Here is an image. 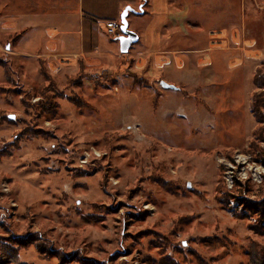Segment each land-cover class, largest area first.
Returning a JSON list of instances; mask_svg holds the SVG:
<instances>
[{
  "label": "rangeland",
  "instance_id": "374dc122",
  "mask_svg": "<svg viewBox=\"0 0 264 264\" xmlns=\"http://www.w3.org/2000/svg\"><path fill=\"white\" fill-rule=\"evenodd\" d=\"M208 1L205 21L234 42L190 64L189 93L175 73L128 69L126 54L117 68L59 69L1 36L0 264L264 255V0Z\"/></svg>",
  "mask_w": 264,
  "mask_h": 264
},
{
  "label": "crops",
  "instance_id": "0c3cea01",
  "mask_svg": "<svg viewBox=\"0 0 264 264\" xmlns=\"http://www.w3.org/2000/svg\"><path fill=\"white\" fill-rule=\"evenodd\" d=\"M206 1L0 0V41L6 33L15 35L7 47H13L10 52L23 61L86 72L117 68L126 54L133 59L128 69L147 78L152 72L175 73L177 80H170L172 85L182 84V92L189 93L193 82L190 64L219 49L210 47L214 29L205 21ZM124 14L129 29L138 36L127 52H122L119 37L110 35L106 28L109 20L122 22ZM231 32L235 33L234 29ZM203 51L209 52L202 56ZM67 57L78 64L69 65Z\"/></svg>",
  "mask_w": 264,
  "mask_h": 264
},
{
  "label": "built area",
  "instance_id": "2783aa9c",
  "mask_svg": "<svg viewBox=\"0 0 264 264\" xmlns=\"http://www.w3.org/2000/svg\"><path fill=\"white\" fill-rule=\"evenodd\" d=\"M106 28L110 35L113 37H120L122 35V22L120 20H109L106 22ZM235 33L230 32L225 29H214L210 33V44L212 48H227L230 42H234ZM65 61L71 65L75 66L78 61L72 62L70 57H67Z\"/></svg>",
  "mask_w": 264,
  "mask_h": 264
},
{
  "label": "trees",
  "instance_id": "16d2710c",
  "mask_svg": "<svg viewBox=\"0 0 264 264\" xmlns=\"http://www.w3.org/2000/svg\"><path fill=\"white\" fill-rule=\"evenodd\" d=\"M258 83H259V86H261L260 81ZM262 104H264V95L256 94L255 100H254L255 111H257L256 107H259ZM249 254H250V264H264V255L259 256L254 245L252 246ZM3 256L7 260H12L13 262H17V257L13 255V253L9 250L8 251L4 250Z\"/></svg>",
  "mask_w": 264,
  "mask_h": 264
},
{
  "label": "water",
  "instance_id": "95a60500",
  "mask_svg": "<svg viewBox=\"0 0 264 264\" xmlns=\"http://www.w3.org/2000/svg\"><path fill=\"white\" fill-rule=\"evenodd\" d=\"M137 39H138L137 34L129 29V24L124 14L122 16V35L119 37L122 52H127L130 45L136 42ZM162 85L165 87L172 86L171 84H168L166 82H162Z\"/></svg>",
  "mask_w": 264,
  "mask_h": 264
}]
</instances>
